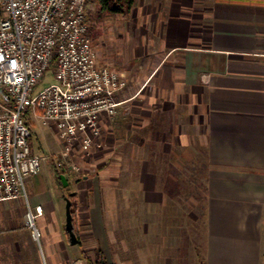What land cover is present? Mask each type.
Here are the masks:
<instances>
[{
	"label": "crops",
	"instance_id": "crops-1",
	"mask_svg": "<svg viewBox=\"0 0 264 264\" xmlns=\"http://www.w3.org/2000/svg\"><path fill=\"white\" fill-rule=\"evenodd\" d=\"M91 2L86 4L87 17L93 22L91 36L100 64L117 70L121 67L106 53L107 25L102 24L117 14L127 19L119 34L126 49L122 72L128 82L119 95L116 115L100 120V146L90 155L76 154L81 158L83 177L75 178L76 188L71 193L76 195L79 219L88 224L109 262L173 264L157 246L151 250L143 242L151 231L148 213L154 210L156 215L167 201L147 166L140 170L137 199L139 245L117 247L113 230H93L98 221V191L114 143L136 135L142 150L150 142L172 137L190 153L195 152L191 144L197 141L204 153L207 189L204 256L198 264H264V0H135L129 13H115L102 20L96 19V2ZM135 78L142 80L137 84ZM171 95L177 99L170 103ZM25 118L30 128L33 117L28 113ZM32 134L30 144L36 153ZM103 158L105 167L91 176L87 171L94 170ZM37 176L27 178L28 204L41 206L38 218L46 217L55 225L48 232L44 229L45 244L53 264H62L60 254L65 253V247L57 229L65 193L54 198ZM130 204L131 199L126 202ZM25 205L24 199L0 202L3 231L13 230L15 238L23 239L22 244L35 242L23 223ZM149 221L158 224L156 217ZM57 235L60 251L55 248Z\"/></svg>",
	"mask_w": 264,
	"mask_h": 264
},
{
	"label": "built area",
	"instance_id": "built-area-1",
	"mask_svg": "<svg viewBox=\"0 0 264 264\" xmlns=\"http://www.w3.org/2000/svg\"><path fill=\"white\" fill-rule=\"evenodd\" d=\"M93 0H0V202L24 199L25 226L39 240L27 178L40 173L46 156L33 153L25 114L53 123L60 150L54 165L80 169L76 154L100 146L103 116L113 118L126 76L98 63L86 4ZM55 82L35 91L48 68Z\"/></svg>",
	"mask_w": 264,
	"mask_h": 264
},
{
	"label": "rangeland",
	"instance_id": "rangeland-1",
	"mask_svg": "<svg viewBox=\"0 0 264 264\" xmlns=\"http://www.w3.org/2000/svg\"><path fill=\"white\" fill-rule=\"evenodd\" d=\"M94 5V2H91L89 5L91 11H93ZM126 20L125 16L117 14L115 17L113 16L111 19H108V22L105 21L102 24L107 25L105 31L107 41H102L105 42V45H103L106 53H109V57L121 64L119 68L121 71L126 49L122 44V36L119 34V31L121 33L122 23ZM89 21L92 25V30L93 22L90 18ZM141 80L142 78L133 79L137 84ZM53 82H55V78L53 66H51L44 73L35 91L39 92ZM127 82L128 80L126 79ZM176 99V95H171L168 102L176 101ZM2 100L1 93L0 101ZM28 113L26 114L28 115ZM29 125L32 133L34 132L32 134V142L37 148H35L36 153L46 156V160L42 163L37 178L40 180L43 179L44 183L48 185V189L50 188L49 192L54 198H57L62 190L60 188L59 191L57 188L55 176L52 174V171H54L55 155L59 152L60 147L54 125L41 124V126L35 118L29 119ZM188 129L191 130V128ZM119 135H123L121 131ZM138 138L139 136L133 135L129 141H120L112 145L114 151L108 160L110 161L109 166L102 173V187L98 191V221H94L97 227L95 226L93 230H113L118 240L117 247L121 245L136 246L140 244V241L142 242V239L140 240L139 238L137 228L140 220V207L137 204V199L140 197V170L141 167L147 166L157 177L160 191L163 192L167 201L160 208L159 213L157 212V216L154 210L148 213V219L153 220L156 217L158 224L155 225L154 221L147 219V228L151 231L148 232L143 242L145 241L148 247L151 246V250L153 246H157V250H162L164 256H169L173 264H190L192 260L196 264L201 263L202 257L204 256V196L206 194V191L203 189V185H205V166L201 144L197 141L193 142L191 145L195 147V152L191 151L187 153V151H184V149H187L184 147L185 144L177 141V138L172 140V137H169V139L165 138L155 143L150 142L141 150L140 143L137 141ZM79 156L76 155L74 157V162L80 166V169L69 173L70 178L68 177V179L71 182L68 184L69 193L76 188L75 178L79 177L81 179L83 177L80 164L81 158ZM104 160L105 158L97 162L96 166L92 167L94 170L91 169L92 171L87 172L91 176H94L96 170L100 171L101 167H105ZM164 173L165 176L170 177L168 180V189L164 188L166 178H164ZM113 182H116L115 185H113ZM112 185L114 186L113 191L109 189ZM29 186L30 180L26 179L25 187L27 195L29 194L30 196ZM129 199H131L130 206L126 205ZM114 202L117 203V206L114 205ZM73 204L75 206L77 205L75 194ZM25 206L26 208L23 207L22 213L24 226L27 204ZM114 220L118 221L114 224ZM77 221L80 239L76 244L72 245L69 243V236L66 235L65 231L64 202L57 229L62 233L64 240L65 253L60 254L62 264H89L88 259L93 258L94 248L99 246L98 240L89 233L90 228L88 224H84V220L79 219V215H77ZM80 221L82 225L79 224ZM36 224L41 232V236L39 240L34 239V244L31 241H24L22 244L23 239L15 238V232L13 230H5V228V231H3L0 225V264H53L52 256L45 244L46 237L44 231L46 230L48 232L53 230L55 225L46 217L37 218ZM54 237V241L56 242L55 248L58 251V235ZM105 248H107L106 245ZM111 248L114 249V247Z\"/></svg>",
	"mask_w": 264,
	"mask_h": 264
},
{
	"label": "trees",
	"instance_id": "trees-1",
	"mask_svg": "<svg viewBox=\"0 0 264 264\" xmlns=\"http://www.w3.org/2000/svg\"><path fill=\"white\" fill-rule=\"evenodd\" d=\"M97 4V10H96V19L102 20L106 18L109 15H113L115 13H129L134 6L135 0H95ZM55 170V176L57 183L59 187L62 189V191L65 192V195L69 196L72 202V218H73V225H74V232L77 235L78 241L80 239L79 237V229H78V221H77V208L73 204V197L74 194L69 193V185L63 186L60 174L65 173L68 179V172L64 168H58L56 165L53 166ZM167 174V172H166ZM166 177V178H165ZM165 189H168V180L170 177L165 176ZM70 184V183H69ZM204 191H206V186L203 185ZM66 235L68 236L67 232ZM89 264H117L115 262H109L107 258L105 257V254L100 246H97L93 250V258L88 259Z\"/></svg>",
	"mask_w": 264,
	"mask_h": 264
},
{
	"label": "water",
	"instance_id": "water-1",
	"mask_svg": "<svg viewBox=\"0 0 264 264\" xmlns=\"http://www.w3.org/2000/svg\"><path fill=\"white\" fill-rule=\"evenodd\" d=\"M60 179L63 186H67L69 184V181L65 173L60 174ZM64 199H65V231L69 236V243L73 245L78 242V238L76 233L74 232V225L72 218V202L69 196L67 195H64Z\"/></svg>",
	"mask_w": 264,
	"mask_h": 264
}]
</instances>
